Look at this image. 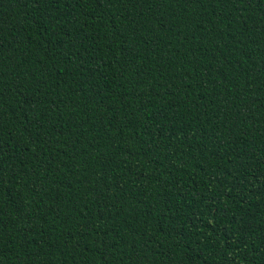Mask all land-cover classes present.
Segmentation results:
<instances>
[{
  "label": "trees",
  "instance_id": "trees-1",
  "mask_svg": "<svg viewBox=\"0 0 264 264\" xmlns=\"http://www.w3.org/2000/svg\"><path fill=\"white\" fill-rule=\"evenodd\" d=\"M0 264H264V0H0Z\"/></svg>",
  "mask_w": 264,
  "mask_h": 264
}]
</instances>
